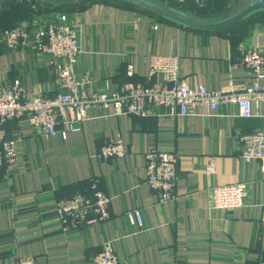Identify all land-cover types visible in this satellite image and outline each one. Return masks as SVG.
I'll list each match as a JSON object with an SVG mask.
<instances>
[{
  "label": "crops",
  "instance_id": "obj_1",
  "mask_svg": "<svg viewBox=\"0 0 264 264\" xmlns=\"http://www.w3.org/2000/svg\"><path fill=\"white\" fill-rule=\"evenodd\" d=\"M166 2L168 0H156ZM209 0L195 11L192 0L177 9L210 18L226 17L242 5ZM166 4V3H165ZM37 14L0 15V84L18 80L29 98L53 96L57 85L45 59L24 49L11 51L1 41L4 30L33 18L37 23L51 8L33 2ZM201 9V10H202ZM80 26L77 74L88 75L96 88L117 89L125 82L155 83L143 58L178 56L188 86L239 92L251 79L235 66L244 48L264 50V21L243 22L229 31L205 33L158 21L155 16L112 0H85L67 7ZM47 12V13H46ZM198 12V13H197ZM37 15V16H36ZM36 16V17H35ZM158 30L153 31L152 26ZM35 26V27H36ZM133 76L126 75L127 66ZM258 116L242 119L235 108L188 117L168 116L150 108L145 117L115 115L91 108L80 132L61 122L45 138L27 120L7 124L16 162L0 170V264L32 257L37 264H86L112 240L120 264H258L264 262V171L240 159V136L264 129V106ZM62 133L65 138H62ZM120 138L124 160H102L98 153ZM178 156L176 201L159 204L146 185V156L153 150ZM215 164L208 172V158ZM110 197L109 220L89 231L62 233L55 204L89 194L91 179ZM246 182L245 206L232 212L210 209V190ZM139 209L143 226L130 225L125 213Z\"/></svg>",
  "mask_w": 264,
  "mask_h": 264
},
{
  "label": "built area",
  "instance_id": "obj_2",
  "mask_svg": "<svg viewBox=\"0 0 264 264\" xmlns=\"http://www.w3.org/2000/svg\"><path fill=\"white\" fill-rule=\"evenodd\" d=\"M182 4L185 0H169ZM203 8L208 0H193ZM36 25L4 30L1 41L11 51L24 49L45 59L53 71L57 92L53 96L29 98L18 80L9 85L0 84V170L16 162L15 142L7 133L8 123L27 120L30 128L45 138L55 135L61 122L70 132L77 133L88 120L91 108L112 109L115 115L145 117L150 108H164L168 116L188 117L203 108L217 113L221 108H235L237 116L248 119L258 116L257 106H264V50L244 48L235 60V66L248 70L250 81L239 91L211 90L204 85L188 86L180 74L178 56L151 54L147 62L149 79L160 77L155 83L125 82L113 89L96 88L92 79L77 74L75 66L80 55V26L67 12L51 11ZM36 26V27H35ZM158 30V26H152ZM126 75L133 76L127 66ZM62 138L65 134L62 133ZM125 145L120 138L101 147L102 160H124ZM240 159L245 165L257 163L264 171V129L240 136ZM179 156L173 150H153L146 156V185L159 204L177 200L175 193ZM214 158L209 157L208 172L214 169ZM90 193L74 195L55 204V215L62 233L89 231L95 225L105 224L109 216L110 197L99 189V180L91 179ZM248 197L246 182L218 186L210 190V209L232 212L245 206ZM130 225L143 226L139 209L125 213ZM15 264H37L32 257L19 258ZM86 264H120L112 240H105L101 250ZM258 264H264L259 262Z\"/></svg>",
  "mask_w": 264,
  "mask_h": 264
},
{
  "label": "water",
  "instance_id": "obj_3",
  "mask_svg": "<svg viewBox=\"0 0 264 264\" xmlns=\"http://www.w3.org/2000/svg\"><path fill=\"white\" fill-rule=\"evenodd\" d=\"M18 0H0V5ZM52 8H63L85 0H36ZM158 16L177 26L195 31L218 33L228 30L242 21L264 12V0H250L238 6L231 14L220 18H200L181 12L156 0H114Z\"/></svg>",
  "mask_w": 264,
  "mask_h": 264
},
{
  "label": "trees",
  "instance_id": "obj_4",
  "mask_svg": "<svg viewBox=\"0 0 264 264\" xmlns=\"http://www.w3.org/2000/svg\"><path fill=\"white\" fill-rule=\"evenodd\" d=\"M18 1H28V2H37V3H40L41 4V2H39V1H36V0H18ZM112 1H114V0H112ZM166 1V0H165ZM209 1V0H208ZM222 1V3H228L229 1H231V0H221ZM238 1H240V0H237V2ZM243 1H250V0H243ZM12 2H14V1H12ZM77 2H80V1H77ZM115 2H117V1H115ZM161 3H163V4H165V5H167V6H169V7H172V8H175V7H177L179 4H175L174 2H171V1H166V2H162V1H160ZM187 2V0H185V2L184 3H182V4H185ZM8 3H11V2H8ZM120 3V2H119ZM192 3H193V5H194V8H196V10L195 11H203L204 9H202V8H198L195 4H194V1L192 0ZM244 3H246V2H244ZM243 3V4H244ZM6 4V3H5ZM42 4H44V3H42ZM73 4V3H72ZM122 4V3H121ZM182 4H180V5H182ZM3 5V4H2ZM47 5V4H46ZM71 5V4H70ZM124 5H126V6H129V5H127V4H124ZM48 6V5H47ZM69 6V5H68ZM68 6H66V7H63V8H51V10L52 11H59V12H67V7ZM173 6H175V7H173ZM50 7V6H49ZM130 7H133V6H130ZM133 8H135V7H133ZM136 9H138V8H136ZM175 9H177V8H175ZM202 9V10H201ZM140 10V9H139ZM177 10H179V9H177ZM140 11H142V12H145V13H147V14H150V13H148V12H146V11H143V10H140ZM179 11H181V10H179ZM36 13L37 14V8H36V10H33V13ZM181 12H183V11H181ZM47 13V12H46ZM68 13V12H67ZM185 13V12H184ZM198 13V12H197ZM187 14H190V15H192V16H196V17H200V18H210V17H206V16H204L205 14H203V13H200L199 12V15H195V14H192V13H187ZM150 15H152V16H155V15H153V14H150ZM37 16V15H36ZM35 16V17H36ZM262 17H263V21H264V12L263 13H259V14H256L255 16H253V17H250V18H248V19H246V20H244V21H242L241 23H239V24H242L243 22H246V21H251V20H254V19H262ZM155 18L158 20V21H160V22H165V23H171V22H168V21H166V20H164V19H162V18H160V17H158V16H155ZM220 18V17H219ZM32 23H33V18H30V19H28L27 21H22V22H18V23H16V24H14L13 26H11L10 28H8V29H11V28H14V27H17V26H19V25H27V26H31L32 25ZM34 24V23H33ZM171 24H173V23H171ZM239 24H237V25H239ZM175 25V24H174ZM236 25V26H237ZM236 26H234V27H236ZM181 27V26H180ZM234 27H232V28H234ZM182 28H184V27H182ZM232 28H230V29H228V30H225V31H229V30H231ZM8 29H6V30H8ZM186 29H188V28H186ZM225 31H222V32H225ZM200 32V31H199ZM205 33H207V32H205ZM218 33H221V32H218Z\"/></svg>",
  "mask_w": 264,
  "mask_h": 264
},
{
  "label": "rangeland",
  "instance_id": "obj_5",
  "mask_svg": "<svg viewBox=\"0 0 264 264\" xmlns=\"http://www.w3.org/2000/svg\"><path fill=\"white\" fill-rule=\"evenodd\" d=\"M240 2V1H239ZM244 2L247 1H243L241 0L240 4H243ZM33 10H36L35 7H33V2H28V1H14L11 3H6L3 5H0V15L1 16H5L7 14H14L17 12V14H21L25 17H33ZM231 12H229V14H231Z\"/></svg>",
  "mask_w": 264,
  "mask_h": 264
}]
</instances>
